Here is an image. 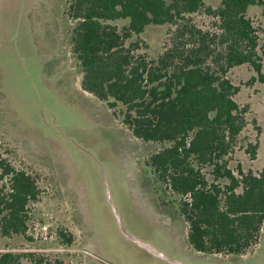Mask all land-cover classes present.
Returning a JSON list of instances; mask_svg holds the SVG:
<instances>
[{"label":"rangeland","instance_id":"rangeland-1","mask_svg":"<svg viewBox=\"0 0 264 264\" xmlns=\"http://www.w3.org/2000/svg\"><path fill=\"white\" fill-rule=\"evenodd\" d=\"M67 3L0 0V159L35 177L41 190L29 207L27 233L0 234V253L21 254L24 264H264V225L242 256L204 255L188 244L180 197L147 164L166 145L135 138L123 124L122 105L111 109L74 87L82 74ZM191 17L202 29L216 30L213 17ZM248 17L259 30L264 75L263 8L251 6ZM173 29L149 26L139 37L148 46L141 51L157 58ZM228 76L240 87L235 100L248 106L229 166L235 174L239 167L258 174L264 168V83L249 64Z\"/></svg>","mask_w":264,"mask_h":264},{"label":"trees","instance_id":"trees-1","mask_svg":"<svg viewBox=\"0 0 264 264\" xmlns=\"http://www.w3.org/2000/svg\"><path fill=\"white\" fill-rule=\"evenodd\" d=\"M251 6L264 14V0H220L217 7L206 0H68L65 11L82 89L111 109L122 105L135 138L166 145L147 164L180 197L188 244L204 255L242 256L264 225V168L235 174L229 166L248 124L229 72L249 64L264 83ZM199 13L215 19V31L193 21ZM165 25L174 28L169 43L151 58L139 37ZM40 194L35 177L0 159L2 236L27 233L29 207ZM0 264L24 263L21 254L3 252Z\"/></svg>","mask_w":264,"mask_h":264},{"label":"water","instance_id":"water-1","mask_svg":"<svg viewBox=\"0 0 264 264\" xmlns=\"http://www.w3.org/2000/svg\"><path fill=\"white\" fill-rule=\"evenodd\" d=\"M129 238H130L131 240H133L134 242H137L138 244H140V246H142L143 248L149 250L151 253H153V254L156 255L157 257H161V258H163V259H166V257H165L162 253L158 252V251H157L155 248H153L151 245H148V244L142 243V242H140V241H138V240L133 239V238L130 237V236H129Z\"/></svg>","mask_w":264,"mask_h":264},{"label":"crops","instance_id":"crops-1","mask_svg":"<svg viewBox=\"0 0 264 264\" xmlns=\"http://www.w3.org/2000/svg\"><path fill=\"white\" fill-rule=\"evenodd\" d=\"M248 12H249V10H248ZM80 74H82V73H80ZM75 79H76V75H74V81H75ZM82 79H83V75L81 76V79H79L78 82L75 83V86L74 87H76V89H78L82 93H88V92H86V91H84L82 89Z\"/></svg>","mask_w":264,"mask_h":264}]
</instances>
